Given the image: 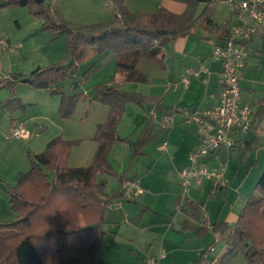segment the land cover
<instances>
[{
  "label": "crops",
  "instance_id": "1",
  "mask_svg": "<svg viewBox=\"0 0 264 264\" xmlns=\"http://www.w3.org/2000/svg\"><path fill=\"white\" fill-rule=\"evenodd\" d=\"M49 1L55 3L59 0ZM112 1L115 7L117 4L122 3L128 8L124 0ZM150 1L153 10H145L149 13L159 7H164L178 14L183 12L186 7L185 3L179 0ZM3 9L4 6L0 4V39L4 38L7 41L6 47L0 46V168L9 167L13 169L14 176H17L14 183L6 182V180L0 177V190H5L7 185L15 184L18 174L29 169L30 162L27 166L24 163L25 155L27 154L28 156V152H41L48 141L59 134L65 139L78 140L70 149L68 165L71 167L87 166L97 148V143L92 138L93 134L97 125L105 119L109 111L108 105L100 103L97 100H89L91 90L87 88L82 93V98L87 99V101L89 100L90 115L84 122L74 124L66 129L65 120L59 119L57 114L60 97L58 96L57 98V96L52 95L48 88H33L24 82H18L14 89V94L11 96L6 82L12 80L13 75H28L34 69L55 61L57 56L63 53L64 46L63 42L59 41L61 39L52 40L50 39V34L38 32V28L43 22V19L40 18L35 19L28 27L22 28L20 24L16 23L18 29H7L8 25L6 23L8 21L5 15L4 19H2ZM229 21L231 27L234 19L230 12ZM196 23L201 24L200 22ZM208 27L210 28L209 25L205 24H201L200 26L202 30L200 37L211 39L210 42H207L208 45L204 53H196L194 46L192 50H186V43L188 41L186 35L165 40L161 48L164 53L163 61L161 63L151 62L163 72L161 79H154L141 70L143 73L141 81H128L125 72L116 71L115 65H112V69L110 70L112 78L107 82L105 81V83L121 86L127 91L139 92L145 95L146 99L142 105L133 102L126 104L117 130L121 137H127L128 140L116 141L110 148L108 158L114 174L100 173L97 179H104L106 181V192L112 193L117 189L119 192V182L121 179L135 177L139 181V186L143 181L141 187L144 189V192L122 201V207L120 206L115 210H109L105 204V218L102 225L104 232L92 264H112L110 259H115L117 255L120 258L123 255L133 257L138 252L141 253V256L137 258L145 263V258H147L151 244L154 242H149V247H147V251L145 252L147 254L144 255L142 249L135 243L137 237L140 238L142 235V225L143 227L155 226L156 229L160 230L159 234L161 235L158 243H156L157 251L148 256L149 264H155V258L158 259L157 264H161L163 261L167 264L169 262L182 264L188 255H194L195 264H201L202 262L203 264H208V260L202 255L203 251L209 245L213 246L216 240L221 239L224 242L223 236L214 230L213 224L223 222L228 223L229 226L233 225L242 208L250 201L249 195L255 190L258 176H260L262 169H264V163H262L260 169L253 170L252 190L243 189V180H240L234 188H228L227 184L223 186L218 184L214 177L206 178L205 188L207 198H215L217 194L222 192L225 197H230L231 201L228 206L224 203L220 205L214 220L208 217L207 210L205 213L203 212V206L199 199H194L192 196L189 197L187 195L183 196L179 193L178 188H173L174 183L175 186H181L177 172L188 165L190 152L203 146V140L197 131L196 124L193 121H187L183 112L185 110L192 111L193 109H202L214 105L219 92L216 80L219 64L211 62L209 57L213 46L216 43L222 42V40L218 38V32L215 30H210V33L207 34L206 28ZM191 32L192 28L188 34H191ZM261 39H264V36H254L248 41V57L244 66L238 69V76L247 71L248 58L252 54L254 42ZM94 52L93 47H88L85 56L87 62L93 58ZM115 55V52H108L104 59L114 60ZM201 63L206 64L210 72L206 75L202 74L201 78L190 79L187 84L183 83L180 76L185 68L197 67ZM81 65L77 69L75 78L72 79L78 88L80 86L84 87L85 83L89 81L88 75L84 72L85 69H82V76H78ZM152 68L155 72L158 70L155 67ZM247 91H252V89L248 88ZM249 94L252 93L244 94L242 89L240 97V103H248L252 107L251 127L249 130L258 132V129H260L264 131V127H260L262 121H260L259 117L261 115L258 114L260 100L264 97V93L261 94L262 96L260 95L257 98L251 99L248 96ZM12 97L16 98V101L11 104L7 103V99H11ZM153 110L156 111L158 116L175 110L173 125L167 128L160 127L151 116ZM18 125H22L28 131L27 137L17 138L12 136V129ZM144 132L149 138L139 148V154L133 157L132 146ZM255 138L246 139L244 131H234L231 134L232 145L230 147H224L203 155L199 163L211 170L217 168L220 162L225 163L226 160L228 161V167L230 163L231 171L228 175V167L227 169L225 167L223 176L235 181L237 166L234 167L231 162L236 163L239 160L240 154L237 146L240 147L242 145V149L246 151L252 147V143L250 142H254ZM249 153L252 155V151ZM258 156L259 153L256 158H253V168L254 166L257 168ZM162 174L165 175V178ZM167 176L169 181L166 180ZM154 177H157V179H154ZM113 180L114 183H111ZM202 181L203 179L199 183L191 184L188 192L195 193V195L200 193L201 189H199V186ZM111 184L112 187L108 188ZM157 184H161L162 187L166 188L167 192L170 191L173 194V204L178 201L182 202L179 204V208H176L179 211L174 218L178 222L183 223L181 229L173 228V223L167 224L165 227L161 226V223L158 222L152 224L153 218L151 217L143 220V216L157 213V200L162 193L155 190ZM233 190H237L238 192L236 196L231 198L230 195ZM181 197L183 200H181ZM187 201H192L200 206L197 218L189 210L186 204ZM107 211H109L108 214ZM6 215V219H10L14 214L7 213ZM191 220H194L196 223L190 222ZM198 223L201 224L199 225ZM192 229L194 231L191 232ZM193 232H195L196 237L193 235ZM208 236L213 240L205 242V238ZM213 247V254L217 257H220L227 249L225 242L222 254H216L215 246ZM161 253H164V256L159 257ZM120 263L123 264V262ZM232 264L248 263L242 253L239 252Z\"/></svg>",
  "mask_w": 264,
  "mask_h": 264
},
{
  "label": "trees",
  "instance_id": "2",
  "mask_svg": "<svg viewBox=\"0 0 264 264\" xmlns=\"http://www.w3.org/2000/svg\"><path fill=\"white\" fill-rule=\"evenodd\" d=\"M179 1L186 5L179 14L164 7L151 13H135L119 3L106 20L77 25L54 20L42 7L43 1L9 0L27 6L34 15H41L42 28L50 30L53 37L64 35L66 45L61 60L38 67L28 75H13L12 80L6 82L10 95L14 94L18 82L33 88H48L50 93L60 97V116L70 117L81 93H69L57 84L66 77L71 78L90 46L101 54L115 52L116 71L125 72L128 81H141L143 73L137 66L138 61L161 63L164 58L161 48L167 38L186 35L195 22L212 24L213 6L218 0ZM199 8L201 11L197 14ZM229 27L228 20L215 28L222 41ZM73 86L76 88V83ZM92 99L108 105L109 111L93 134L97 148L90 163L85 167L69 166L70 149L78 140L65 139L59 134L48 141L41 152H28L29 169L18 174L15 184L5 187L14 215L0 219V264L93 263L104 232L105 204L119 197L118 189L107 193L106 181L98 180L97 176L114 174L108 158L110 148L116 141L128 140L118 134L120 117L128 102L142 105L146 97L115 84L98 83ZM15 101L13 97L7 99L9 104ZM258 114L264 115V97L260 100ZM148 138L144 132L136 140L132 146L133 157L139 154V148ZM48 170L54 174L52 182ZM255 190L257 195L242 208L234 227L228 228L223 222L213 224L227 245L218 264H232L239 252L248 264H264V172ZM186 204L197 218L200 206L192 201ZM254 210L256 213H250ZM250 215L256 217V227L246 223Z\"/></svg>",
  "mask_w": 264,
  "mask_h": 264
},
{
  "label": "rangeland",
  "instance_id": "3",
  "mask_svg": "<svg viewBox=\"0 0 264 264\" xmlns=\"http://www.w3.org/2000/svg\"><path fill=\"white\" fill-rule=\"evenodd\" d=\"M153 1V0H152ZM157 1V0H155ZM154 1V2H155ZM150 0H124V3L128 6V8H130L129 10H133L134 12H146L145 10H151L152 9V4H150ZM0 4H2V6H4V11H3V15H2V19H4V15L7 19V29L11 28L12 29H18L16 23L20 24L22 28L24 27H28L31 25V23L37 19L40 18L42 19L41 15H34L30 12V10L28 9L27 6H22V5H18V4H13L10 3L9 0H0ZM42 7L45 10H48V12L50 13V15L52 16V18L56 21H64V22H68V23H72V24H77V25H86V24H90V23H94V22H99V21H103L106 20L107 18L111 17V15L113 14V12H115L117 9L115 7V4L112 0H59L56 1L55 3L50 2L49 0H44L42 2ZM153 10V9H152ZM201 11V9L199 8L196 12L197 14ZM179 14V13H178ZM229 20V11L228 8L226 6L225 0H218L214 6H213V11H212V24L210 25V28H206L207 34H209L210 30H215L216 27L220 26L221 24L227 22ZM201 24L198 23H194L191 28H192V32L191 34H186V37H188V41L186 43V50L196 49V53L202 52L204 53L206 51L207 42H210L211 39H204L201 38L200 34H202V30L200 29ZM209 29V30H208ZM38 32L39 33H47L50 34V39L52 40H56V39H61L59 41L63 42V46H64V51L63 53H61L60 55L57 56V58L55 59V61H59L61 60V58H63V56L65 55L66 52V45H65V36L64 35H59L57 37H53L52 33L50 30L47 29H43L42 28V23L40 24L39 28H38ZM56 46V44H54ZM92 47V46H90ZM94 48V53L95 55L93 56L92 59H89L88 62L85 60V56L84 59L82 61L79 62L78 67L81 65V70L78 73V76L81 77L82 75V69L86 72V74L88 75V83H85V86H80L79 88L76 87L74 88V83L72 81L73 78H75L76 76V72L74 74H72L71 78L66 77L62 80H60L57 84V86L63 88L65 91L67 92H79L81 93L79 99L77 100L73 112L71 114L70 117L68 118H62L60 116V114L58 113V108H57V114H58V118L61 120H65L66 123V129H68L70 126L77 124V123H82L84 122L88 116L90 115V109L88 107V101L93 100L92 97L94 95V87L95 85H97L98 83H105V81L107 82L109 79H111L112 77V73H111V69H112V65L114 66L116 63V55L114 60L112 59H107L105 60L104 57L106 56V54H101L98 53ZM88 50V48H87ZM113 52V51H110ZM87 53V52H86ZM252 54H250V57L248 58V67H247V71H245L244 74H240L239 75V82H240V86H241V90L243 89L244 94L245 93H252L249 94V98H257L258 96H260L262 93H264V39L258 40L257 42H254V48L251 51ZM193 54V53H191ZM109 61H113V62H109ZM53 62V61H52ZM87 62V63H86ZM137 66L139 67L140 70H142L143 72L147 73L150 75V77L156 79L159 78L161 79V76L163 77V72H161L158 68H156L157 66H155V64H152L151 62H146V61H138ZM152 67L156 68V72L155 70H153ZM157 73V74H156ZM249 85V86H248ZM244 86V87H243ZM87 88H90L91 93H90V99L87 101V99L82 98V93L85 92V90ZM250 88L252 89V91H247V89ZM50 91V90H49ZM57 96L58 98V94H52ZM262 96V95H261ZM261 122L260 127H264V115H261L259 117ZM259 123V122H258ZM68 127V128H67ZM259 128V127H258ZM258 132H253V130H249L247 129L246 131H244L245 137L246 139H251L253 137L255 138V141L252 143V147L248 148L246 151H244L242 149V145L239 147L237 146V150L239 151V160L236 161V163L231 162L234 167L237 166V173H236V178L235 181H232V179H230L229 177H225L226 180V184L228 185V188H234V186H236V184L240 181L243 180L244 181V190H252L253 189V173L254 171H256V169H260L262 166V163H264V131H261L260 129H258ZM250 151H252V155L249 153ZM258 160H257V168H253V158H256V156L258 155ZM25 166H27V164H29V159L27 154L25 155ZM228 161L225 160V167L227 169L228 167ZM233 167V169H234ZM230 163H229V167H228V172L227 174L229 175L230 170ZM253 168V169H252ZM13 169L7 167V168H0V177H2L4 180H6V182L9 183H14L16 180V176H14V172L12 171ZM252 170V172H251ZM254 170V171H253ZM258 172V171H257ZM262 172H264V169H262ZM261 172V174H262ZM48 174V178L49 180L52 182L53 178H54V174L52 171L48 170L47 171ZM142 174V173H141ZM260 174V175H261ZM162 176L165 178V175L162 174ZM260 177V176H258ZM154 179H157V177H154ZM145 180V179H144ZM166 180L169 181L168 176L166 177ZM173 180V179H172ZM258 180V179H257ZM1 181V180H0ZM157 183L158 180H156ZM111 183H114L111 181ZM143 184V181L140 184V188L142 190V192H144V189L141 187ZM205 184H206V178H203L202 183L199 186V189H201L200 193H197L195 195V193H184V189L182 186L180 185H176L175 183L173 184L174 187L173 188H178L179 193L182 194L183 196H189L194 199H199L200 202L202 203V210L205 213V211H208V217L211 220L215 219V215L217 214L216 212L218 211L219 207L221 204H226L227 206L229 205V203H231L230 201V197H225L223 195L222 192H220L219 194L216 195L215 198H207L206 196V188H205ZM155 186V185H154ZM7 187V186H6ZM112 187V184L108 186V188ZM190 188V186H189ZM155 190L157 191H161V195H159V199L157 200V206L156 208L157 213L156 214H147L145 216H143V220L148 219V217L153 218V222L152 224H156V222L161 223V226L165 227L167 224H172L173 228H182L183 223L182 222H178L177 220H175V215L176 213H178L179 210L176 209L175 206L179 205L180 203H182L181 201H178L176 203H172L173 202V197H172V193H170V191L167 192L165 187H162L161 184H157L155 186ZM242 190V189H241ZM238 191L237 190H233L232 194L230 195L231 198L236 196V193ZM257 195V192L254 190L252 193H250L249 195V199L253 200L255 198V196ZM181 200H183V198L181 197ZM225 200V201H224ZM123 205V203H122ZM122 207V206H121ZM121 209V208H120ZM255 212H250V213H256V210H254ZM7 213L11 214L12 212V208L10 206V202H9V196L7 194V192L5 190H0V216L2 217L1 219H6L7 218ZM109 213V211H107V214ZM163 214V215H162ZM147 217V218H145ZM256 217L254 216H249V219H247L246 223L248 222L249 226H253L256 227ZM190 222L192 223H196L194 220H191ZM199 225L201 223H198ZM228 228H232L235 226L236 222L233 223V225L229 226L228 223H225ZM255 224V225H253ZM198 225V226H199ZM252 227V228H253ZM151 228V229H150ZM142 235L140 238L137 237V240L135 241V243L142 249L143 254H147L145 253L147 251V247H149V242L153 241L154 243L151 244V248L149 250V253L147 255V258H145V263L141 260H139V256H141V253L138 252L137 255H133L132 256H121L122 258L119 257V255L116 256L115 259L111 260L112 264H121L120 262H123V264H149V254H153L155 253L156 250V243H158V240L161 238V235L159 234V229H156L155 226H148V227H143L142 225ZM194 231V229L191 230V232ZM195 232H193V235ZM196 237V236H195ZM211 237H207L205 238V242H209L210 240H213ZM155 241H154V240ZM155 244V245H154ZM210 246V245H209ZM208 246V247H209ZM215 246V252L216 254H222L223 252V246H224V242L220 239V240H216L214 241V245ZM216 256V255H214ZM136 257V258H134ZM217 257V256H216ZM155 264H157L158 259L155 258ZM195 257L194 255H188L185 259L184 262L182 264H195ZM206 259V258H205ZM218 259L219 257H217V263L218 264ZM161 264H167L165 261H163ZM168 264H177V263H171L169 262ZM203 264V262L201 263ZM207 264V263H205Z\"/></svg>",
  "mask_w": 264,
  "mask_h": 264
},
{
  "label": "built area",
  "instance_id": "4",
  "mask_svg": "<svg viewBox=\"0 0 264 264\" xmlns=\"http://www.w3.org/2000/svg\"><path fill=\"white\" fill-rule=\"evenodd\" d=\"M225 3L234 22L226 39L213 46L209 57L211 62L219 64L216 79L219 86L217 100L212 106L183 112L187 121H193L196 124L197 131L203 140L201 148L190 152L188 165L177 172L184 193L188 192L191 184L199 183L203 178L214 177L218 184L225 185L224 162H220L217 168L210 170L201 165L199 160L210 152L230 147L231 134L234 131H246L251 127L252 107L248 103H240L241 87L238 69L244 66L248 57V41L254 36H264V0H225ZM0 46H7L6 39H0ZM209 72L208 66L201 63L197 67H186L180 79L187 84L190 79L201 78L202 74L206 75ZM174 113L175 110H171L158 116L153 110L151 116L160 127L167 128L174 123ZM12 136L25 138L28 136V131L22 125H18L12 129ZM141 192L137 178H124L119 187V197L107 202L106 208L115 210L121 206L122 201L137 196ZM176 208H179V205ZM213 251L212 245L204 250L203 256L208 260V264L217 263V257L214 256ZM162 256L164 253H161L159 257Z\"/></svg>",
  "mask_w": 264,
  "mask_h": 264
},
{
  "label": "water",
  "instance_id": "5",
  "mask_svg": "<svg viewBox=\"0 0 264 264\" xmlns=\"http://www.w3.org/2000/svg\"><path fill=\"white\" fill-rule=\"evenodd\" d=\"M38 3L42 2L43 0H36Z\"/></svg>",
  "mask_w": 264,
  "mask_h": 264
}]
</instances>
